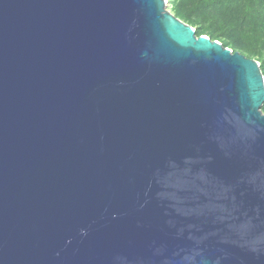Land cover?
I'll return each instance as SVG.
<instances>
[{
	"label": "water",
	"instance_id": "95a60500",
	"mask_svg": "<svg viewBox=\"0 0 264 264\" xmlns=\"http://www.w3.org/2000/svg\"><path fill=\"white\" fill-rule=\"evenodd\" d=\"M166 0H0V264H264L260 64Z\"/></svg>",
	"mask_w": 264,
	"mask_h": 264
},
{
	"label": "trees",
	"instance_id": "16d2710c",
	"mask_svg": "<svg viewBox=\"0 0 264 264\" xmlns=\"http://www.w3.org/2000/svg\"><path fill=\"white\" fill-rule=\"evenodd\" d=\"M170 12L232 53L256 60L264 77V0H168ZM264 114V104L261 108Z\"/></svg>",
	"mask_w": 264,
	"mask_h": 264
},
{
	"label": "rangeland",
	"instance_id": "374dc122",
	"mask_svg": "<svg viewBox=\"0 0 264 264\" xmlns=\"http://www.w3.org/2000/svg\"><path fill=\"white\" fill-rule=\"evenodd\" d=\"M167 1V3H166V8H167V10H168V12H170V5H169V3H168V0H166Z\"/></svg>",
	"mask_w": 264,
	"mask_h": 264
}]
</instances>
